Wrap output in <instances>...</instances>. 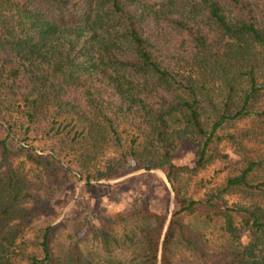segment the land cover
Wrapping results in <instances>:
<instances>
[{
  "label": "trees",
  "instance_id": "1",
  "mask_svg": "<svg viewBox=\"0 0 264 264\" xmlns=\"http://www.w3.org/2000/svg\"><path fill=\"white\" fill-rule=\"evenodd\" d=\"M263 99L264 0H0V264H264ZM31 137L86 180L161 169L169 216L134 201L52 249L30 202L68 166ZM215 160L233 167L216 189L180 192ZM89 236L103 254L83 252Z\"/></svg>",
  "mask_w": 264,
  "mask_h": 264
},
{
  "label": "rangeland",
  "instance_id": "2",
  "mask_svg": "<svg viewBox=\"0 0 264 264\" xmlns=\"http://www.w3.org/2000/svg\"><path fill=\"white\" fill-rule=\"evenodd\" d=\"M0 134H3L1 129ZM26 140L35 149L52 153L63 167L68 166L66 179L59 186L42 194L39 200L30 202L38 209L31 223L55 225L53 237L49 242V246L54 250L65 248L70 240L79 238L83 228L76 233V226L85 216L97 222L95 216L121 211L134 201H143L146 207L166 215L171 211L173 191L164 172L159 168L133 169L130 164H126L112 178L86 180L82 173L76 172L72 166H69L68 156L51 150L47 139L31 137ZM224 144V142L221 143V146L223 147ZM111 155L108 152L103 159L107 160ZM13 160L23 161V155H17L13 157ZM104 160L99 163V167H102ZM173 160L177 163H191L193 154L189 148L180 144ZM24 167L28 170L29 176H35L34 166L24 162ZM232 168V165L226 161L215 160L194 175L182 176L177 184L180 192L185 196L198 197L209 190L216 189L222 183L225 174ZM224 197L227 202H246L245 199L234 194H227ZM79 243L84 253L93 251L95 256L104 253L103 248L90 236L80 240ZM112 250L111 254L120 253L119 247Z\"/></svg>",
  "mask_w": 264,
  "mask_h": 264
},
{
  "label": "water",
  "instance_id": "3",
  "mask_svg": "<svg viewBox=\"0 0 264 264\" xmlns=\"http://www.w3.org/2000/svg\"><path fill=\"white\" fill-rule=\"evenodd\" d=\"M169 216V214L167 215V217Z\"/></svg>",
  "mask_w": 264,
  "mask_h": 264
}]
</instances>
